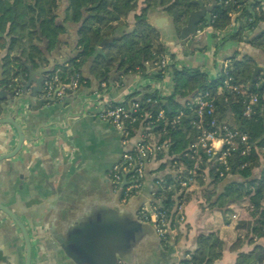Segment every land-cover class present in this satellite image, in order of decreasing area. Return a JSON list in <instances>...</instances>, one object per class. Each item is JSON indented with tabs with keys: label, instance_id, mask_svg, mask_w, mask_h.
<instances>
[{
	"label": "crops",
	"instance_id": "crops-1",
	"mask_svg": "<svg viewBox=\"0 0 264 264\" xmlns=\"http://www.w3.org/2000/svg\"><path fill=\"white\" fill-rule=\"evenodd\" d=\"M57 4L56 20L65 30L51 51L46 50L44 41L40 43L44 66L52 63L54 67L77 53L78 24L68 19L67 0H58ZM143 7V0H138L120 29L131 31L134 15ZM162 13L173 20V39L162 38L160 29L166 22ZM145 18L167 48L161 55L172 53L170 62L176 67L200 66L210 78L219 75L222 61L230 54H238L239 44L244 41L218 44L210 26L198 28L196 34L181 41L180 30L162 5L149 8ZM232 24L225 33L237 29ZM252 33L246 31L245 37ZM248 44L255 49L250 57L264 67V49L250 41ZM4 52L0 51V58ZM144 65L146 70L156 68L154 61ZM80 72L84 79L79 87L55 100L40 92L33 96L30 90L12 97L0 87L7 92L0 99V118H13L24 135L18 152L0 159V204L22 222L29 241L27 247L18 224L0 209V264H26L28 248L29 264H107L106 244L116 256V264H175L188 257L196 248L197 237L207 232L216 233L223 241L222 254L212 264H234L238 253L251 251L254 259L248 264H264V237L252 233L254 220L247 203L230 187L240 180L238 175H228L219 182L210 201L204 199L197 179L183 188L189 197L183 199L167 242L162 241L152 224L138 218V210L152 198L156 178L174 174L169 157L154 155L145 160L146 174L137 195L124 199L121 189L110 180L112 166L124 151L133 148L139 132L136 128L124 140L114 126L98 117V112L109 100L119 102L144 86L158 90L162 96L169 95L170 74L155 78L114 68L108 84L100 83L91 72L90 59ZM1 104L6 108L2 109ZM150 140H155L154 134ZM17 141L15 126L0 123V154L12 152ZM204 177L208 182L206 169Z\"/></svg>",
	"mask_w": 264,
	"mask_h": 264
},
{
	"label": "trees",
	"instance_id": "trees-1",
	"mask_svg": "<svg viewBox=\"0 0 264 264\" xmlns=\"http://www.w3.org/2000/svg\"><path fill=\"white\" fill-rule=\"evenodd\" d=\"M58 0H0V51L5 50L0 58V87L8 90L13 97L22 90L20 75L27 78L28 70L25 63L32 68L43 65L45 56L40 43L45 42L47 51H51L58 43V35L65 30L63 24L56 20ZM209 5L211 0H202ZM138 0H67L68 19L78 24L76 39V55L64 63L55 64L46 75L57 74L62 83L69 82L76 74L83 77L81 66L91 60V72L100 83L106 82L114 68L124 69L125 72H141L155 78L163 77V69L146 70L144 63L157 62L167 48L159 41L157 31L146 21V11L156 5H162L170 14L178 30L186 24L188 14L198 6L191 0H143L144 7L139 14L134 15L135 24L131 31L120 28L126 24L127 15L136 9ZM264 0H215L210 13L209 25L203 20L199 29L210 26L216 34L225 31L230 25L238 21L235 31L223 35V40L240 41L245 32L256 33L250 44L264 49ZM236 12L234 18L230 13ZM112 38L101 45L104 39ZM173 55L169 53L172 62ZM228 66L220 69L219 75L210 78L200 66L176 67L170 62L168 65L171 77L172 92L162 96L158 90L148 86L136 89L126 95L122 104L129 106L132 102H139L144 113L149 116L139 117L132 125L135 128L140 122L154 134V141L158 144L167 143L168 146L157 151L156 158L166 155L169 162L177 161L191 167L194 159L190 156L189 146L196 140L198 130L195 121L197 113V97L208 92L213 98L214 117L218 122H225L236 126L248 134L251 140L259 143L264 140V101L257 106L255 114L245 116L241 98L235 97L224 90H220L224 77L231 75L234 82L241 83L249 91H256L264 87L262 71L254 77L256 62L249 56L238 59L237 52L230 54ZM44 66V65H43ZM261 73V74H260ZM260 78H257L258 75ZM42 93V91L40 92ZM192 94V99L181 104L176 96L185 97ZM149 99V101H146ZM117 104L119 102H112ZM163 109L165 118L157 119L158 112ZM182 113L177 122L170 120ZM203 155L199 163L196 177L203 191V197L210 201L215 194L217 184L228 175H238L240 180L231 183L242 195L247 203L254 224L252 233L257 237H264V165L258 175L253 169L259 166L260 155L250 153L242 155L240 149L232 150L227 156L229 169L214 160V157ZM244 166H242L244 163ZM264 163V160H263ZM242 166V167H241ZM207 170L208 182L204 175ZM222 172V175H220ZM159 184L154 192L153 199L165 210L170 212V228L175 225L178 214L174 209L181 198L188 199L183 190L178 192V182L174 174L167 173L159 178ZM169 237V236H168ZM167 242V239H162ZM223 241L214 232L202 233L197 237L196 248L188 257L179 261L180 264H212L222 254ZM253 251L238 253L234 264H248L253 261Z\"/></svg>",
	"mask_w": 264,
	"mask_h": 264
},
{
	"label": "built area",
	"instance_id": "built-area-1",
	"mask_svg": "<svg viewBox=\"0 0 264 264\" xmlns=\"http://www.w3.org/2000/svg\"><path fill=\"white\" fill-rule=\"evenodd\" d=\"M236 12H231L232 18L236 16ZM237 28V22L232 24ZM229 59L222 61V67L225 69L228 66ZM170 64L168 55H161L159 60L155 62L158 69H163V75L170 74L168 65ZM80 76H76L69 82L62 83L59 81L57 74L45 75L42 84V95L48 99H59L68 90H75L79 87ZM220 90H224L235 97L241 98L243 103V114L250 116L256 113L257 106L261 101H264V87L256 91H249L242 83L234 82L231 75L224 77ZM18 95V92L15 94ZM123 100L117 104H113L109 100L104 107L98 112V117L110 123L116 130H118L124 140L129 138L134 130L137 128L139 135L133 148L124 151L120 160L114 164L110 170L111 182L119 187L124 199L137 195L140 192L144 177H145V160L154 156L157 151L168 146L167 143L158 144L150 140L152 131L139 123L135 128L132 125L139 117L145 118L149 116L144 113L140 107L139 102H132L129 106L122 104ZM146 101H149L147 99ZM197 113L199 118L194 122L198 130L196 140L188 147L190 156L194 159L191 167L184 166L182 163L173 161L174 178L178 182L179 191L187 188L196 181V177L201 173L198 172L199 163L203 160V155L214 157L216 162L222 164L225 170L229 169L227 156L232 150L240 149L242 155H247L253 151H257L255 143L249 141V136L239 128L230 126L225 122H218L214 117V103L213 98L208 92L197 97L196 101ZM179 113L175 118L170 120L174 124L178 121ZM165 118L164 110L158 112L157 119ZM264 147V145H263ZM262 147V148H263ZM261 149V148H258ZM126 174V184L120 186L123 176ZM222 175V172H220ZM157 185L159 179L156 180ZM152 198L146 203L142 204L138 210V218L152 224L161 239H167L171 231L170 228V212L162 209ZM183 198L176 203L174 209L176 213H180L183 206ZM117 264H126L119 261ZM175 264H180L179 262Z\"/></svg>",
	"mask_w": 264,
	"mask_h": 264
},
{
	"label": "water",
	"instance_id": "water-1",
	"mask_svg": "<svg viewBox=\"0 0 264 264\" xmlns=\"http://www.w3.org/2000/svg\"><path fill=\"white\" fill-rule=\"evenodd\" d=\"M191 2L196 4L198 7L189 12L187 20H186V24L181 27L180 34H179L181 41H185L191 35L196 34L199 30L198 27L202 23L203 20L206 22L207 25H209L211 22L210 13L215 5V0H211V3L209 5L204 4L202 0H191ZM151 12H149V15L151 14ZM149 15H148V19H149ZM162 16L164 19H166V22L163 24V27L161 26V29H160L162 38L168 39V40L175 38L176 30L174 28L172 18L165 13H162ZM259 30L260 28H257L248 38L246 37L243 38L244 41L239 44L238 59H242L244 56H249V57L252 56L251 52H253L255 49L250 47L248 43L256 35V33ZM165 33H169V34L166 35ZM111 39L112 38L104 39L101 45L110 41ZM25 66L28 70V75H27V78H25L23 75H20V81L22 82L21 90L23 93L30 90L31 94L35 96L37 93L42 91V84H43L44 77L46 73L50 72L53 69L52 63L49 66H43L39 64L36 68H32L27 63H25ZM258 71H262L264 74V67L261 65H256L252 78ZM6 94H7L6 90L0 89V99L5 98ZM191 99H192V94H189L185 97H180L179 95L176 96V101L181 104H184L186 101L188 100L190 101ZM1 108L2 109L6 108V104H1ZM3 122H8L15 126V128L18 131V141H17L15 148L12 150V152H9L6 154H0V159L8 158L16 154V152H18V150L21 148V145L24 139V135L22 133V130L19 124L16 121H14L13 118H6V117L0 118V123H3ZM124 184H126V174L123 176L120 186H123ZM0 209L3 210L6 214H8L11 218H13L15 222L18 224L21 231L23 232V235L25 237V241L28 247L29 246L28 236H27L26 230L22 222L12 212H10L8 209H6L1 204H0ZM104 251L106 253V263L116 264L117 259L114 253L112 252V250L110 249V246L106 244L104 247ZM26 264H29V248H28V253L26 257Z\"/></svg>",
	"mask_w": 264,
	"mask_h": 264
},
{
	"label": "rangeland",
	"instance_id": "rangeland-1",
	"mask_svg": "<svg viewBox=\"0 0 264 264\" xmlns=\"http://www.w3.org/2000/svg\"><path fill=\"white\" fill-rule=\"evenodd\" d=\"M239 23H238V21H237V25H238ZM236 30V29H235ZM234 30V31H235ZM230 31H228V32H221L220 34H216V36H215V38H216V41L218 42V44H222L223 42H225L226 40H223V35L224 34H227V33H229ZM221 34H223V35H221ZM237 57H238V54H237ZM245 57V56H244ZM243 57V58H244ZM259 72V71H258ZM261 74V73H260ZM258 75L257 76V78H259L260 80H261V78H260V76L261 75ZM74 78V77H73ZM73 78H71V79H73ZM242 84H244L243 82H241ZM234 127H236V126H234ZM249 141H252V142H254L255 143V147L257 148L256 150L257 151H253V152H255V153H258L260 156V164H259V166H257V167H255L254 169H253V173L254 174H257L258 172H260V170H261V168L263 167V165H264V163H263V160H264V147H263V145H264V140L262 141V143L260 142H258L257 140L255 141V140H251L250 139V137H249ZM263 147V148H262ZM258 148H261V149H258ZM253 152H251V153H253ZM247 155H250V153H248ZM246 155V156H247ZM245 164H247L246 162L242 165V166H244ZM184 165V164H183ZM185 166V165H184ZM241 166V167H242Z\"/></svg>",
	"mask_w": 264,
	"mask_h": 264
},
{
	"label": "flooded vegetation",
	"instance_id": "flooded-vegetation-1",
	"mask_svg": "<svg viewBox=\"0 0 264 264\" xmlns=\"http://www.w3.org/2000/svg\"><path fill=\"white\" fill-rule=\"evenodd\" d=\"M203 22V21H202Z\"/></svg>",
	"mask_w": 264,
	"mask_h": 264
}]
</instances>
